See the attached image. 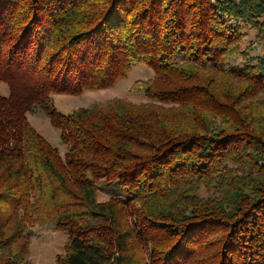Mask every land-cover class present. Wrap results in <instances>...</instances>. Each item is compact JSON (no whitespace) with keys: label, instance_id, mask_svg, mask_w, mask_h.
<instances>
[{"label":"trees","instance_id":"16d2710c","mask_svg":"<svg viewBox=\"0 0 264 264\" xmlns=\"http://www.w3.org/2000/svg\"><path fill=\"white\" fill-rule=\"evenodd\" d=\"M247 27L264 45V0H0V264H30L33 221L67 233L56 264H264V53ZM135 63L154 73L133 84L145 101L55 108ZM102 181L122 195L100 200Z\"/></svg>","mask_w":264,"mask_h":264},{"label":"rangeland","instance_id":"374dc122","mask_svg":"<svg viewBox=\"0 0 264 264\" xmlns=\"http://www.w3.org/2000/svg\"><path fill=\"white\" fill-rule=\"evenodd\" d=\"M263 42L259 41L256 31L250 27L244 29L243 47L251 48V54L264 53ZM254 47V48H253ZM154 75L150 67L144 63H135L125 77L118 80L112 87L97 90H85L79 95L61 94L53 95L55 108L62 113H70L73 109L87 107L93 103L107 101L114 97L128 98L134 102L146 100L142 90L133 88L138 79H147ZM0 94L8 96L9 86L0 81ZM28 119L32 126L45 137L50 143L56 146L61 154H64L67 146L61 138V132L52 125L48 115L40 107L28 113ZM118 185L102 181L99 185L98 198L106 200L112 196L122 195ZM27 229L31 234L28 248V260L30 264H56L57 258L66 253L68 235L59 230L53 223H41L33 221L28 224Z\"/></svg>","mask_w":264,"mask_h":264}]
</instances>
